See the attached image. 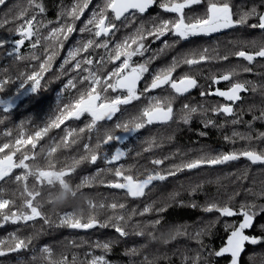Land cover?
<instances>
[{
	"label": "trees",
	"instance_id": "1",
	"mask_svg": "<svg viewBox=\"0 0 264 264\" xmlns=\"http://www.w3.org/2000/svg\"><path fill=\"white\" fill-rule=\"evenodd\" d=\"M35 2L43 6L44 12L32 7L29 0H6L5 4L0 5V41L5 43L0 48V80L10 81L4 85V91L0 92V148L4 144L10 146L0 152V159L12 155L13 163H19L28 156L25 163L33 172L65 169L72 166L73 160L81 157L88 159L83 160L66 177L72 190L70 192H65L58 184H41L35 176H30L27 182H17L15 177L24 174L23 168H14L8 177L0 180V198L12 202L9 209L0 211V241H5L3 251L6 253L0 256V264H48L43 252L45 247L52 251L55 259L66 257L68 264H89L96 255H103L108 264H193L197 257L198 264H230V256L216 257L214 252L223 246L227 238L225 226L237 224L241 217H220L215 211L205 212L203 209L209 203H217L230 204L238 210L241 204L252 202L257 206L254 210L255 218L246 234L259 238L260 242L255 245L246 244L238 264H264V163L253 164L241 157L226 164L177 172L164 181L154 182L145 190L144 196L137 198L128 196L125 190L107 186L116 180V167H121L125 174L142 179L147 174L146 170L155 169L163 173L175 171L174 166L201 155L216 156L245 150L264 153V137L261 136L264 134V116L261 115L264 113V57H256L249 63L232 55L241 49L249 52L259 50L264 45V30L243 25L214 35L190 37L186 41H178L171 34L160 40L148 37L144 40V55L136 56L131 61L133 66L150 61L147 65L149 70L138 86V92L142 94L139 100L121 105L111 120L98 122L90 131L86 127L91 122L88 114L80 119H68L59 127H51V122L57 120L65 105L74 104L81 95L86 96L91 90L90 79L85 80L90 72L106 79L119 66L123 58L118 61L109 60V56L114 55L117 43L135 34L137 28L143 26L146 32L162 20L174 19L175 14L161 9L160 4L165 0H156L155 7L145 15L133 12L120 21H115L109 12V19L117 25L114 33L109 37L95 38L91 33L80 31L90 18L91 7H95L98 12L104 4V0H93L80 19L74 22L75 31L65 41L63 36L59 40L45 37L53 28L73 23L64 14L83 0ZM207 2L204 0L186 9L187 17L191 19L203 15ZM228 2L235 19H239L245 12H251L253 8L257 13H264V0ZM21 12L26 13L27 19L36 17L35 27L39 29L40 42L33 48L36 38L27 41L19 52L24 59L17 60V53L13 52V41L17 38L16 29L24 23L23 19H18ZM253 23H258L256 17L248 21V24ZM88 39H98L100 43L107 39L109 49L90 48L65 64L68 51L82 47ZM165 42L169 47L165 48ZM53 53L55 56L50 67L40 78L39 89L32 93L31 81L21 89L20 85L28 75L39 72L40 64ZM202 53L213 59L192 66L181 64L173 73V79L177 81L185 75L197 80V87L188 93L177 94L168 85L150 92L144 91L153 76L168 68L174 58L181 60L193 55L198 58ZM224 55L229 58L217 59ZM85 59H92L94 63L88 65L84 63ZM77 61L81 62L79 69L75 68ZM245 68L249 71H245ZM228 72L235 73L231 81L213 83V77ZM69 80L73 81L75 87H67ZM233 82L246 83L247 89L241 93V99L232 104L233 114L213 112L214 108L229 102L210 93H214L217 88L227 90ZM104 86L102 82L99 87ZM202 92L209 94L202 96ZM117 94L126 95V92L113 93L109 90L104 93L108 98ZM153 98L165 103L171 102V120L146 125L132 134L115 129L116 124L139 116L150 101L155 103ZM5 105L11 107L5 111ZM184 105L189 108L185 109ZM191 107L197 108V111L190 113ZM189 113V122L185 124L183 117ZM209 120L213 123L205 127ZM233 120L239 122L233 124ZM46 127L47 131L36 140L35 148L28 143L16 144L18 139L34 137L37 131ZM81 128L85 131L80 132ZM109 130L116 131L121 141L104 146L100 150V158L92 163L90 153L84 150L83 145L89 144L94 148ZM69 131L72 132L69 141L75 140L76 143L65 147L64 137ZM233 133L239 135L234 136ZM114 147L121 148L126 155L120 161L108 164L104 157L110 156ZM53 148L55 152L51 151ZM154 159L164 162L156 166L151 163ZM85 179L90 182L83 183ZM25 183L29 190L40 193L35 203L49 223L46 224L43 219L17 223L3 220L4 214L11 215L12 212L24 210L27 198ZM112 203L124 204L125 207L112 209ZM147 206H151L153 211L140 215ZM161 208L166 210L161 212ZM65 214H73L84 221L95 216L98 225L87 230L70 229L60 224ZM117 215H123L128 221L127 237H120L113 227L99 226L116 223ZM156 219H160L161 223L153 227L152 222ZM121 226L124 227L123 223ZM202 229L203 234L197 237L196 233ZM137 231H142L143 235H136ZM178 231L182 234L177 235ZM13 237L30 240V243L19 251H9V245L14 244ZM97 243H110V250L104 252L96 247ZM133 249L135 254H132Z\"/></svg>",
	"mask_w": 264,
	"mask_h": 264
},
{
	"label": "snow or ice",
	"instance_id": "2",
	"mask_svg": "<svg viewBox=\"0 0 264 264\" xmlns=\"http://www.w3.org/2000/svg\"><path fill=\"white\" fill-rule=\"evenodd\" d=\"M6 0H0V5L5 4ZM155 0H104V4L99 8L98 12H94L93 15L87 20L85 26L80 29L82 33L88 32L94 35L95 38L109 37L111 36L117 25L109 19L108 13L111 12L114 16L115 21H120L122 18L126 17V14L130 12H139L144 13L148 8L154 4ZM204 0H165V2L160 4L161 9L165 12L175 14L174 19H165L160 21L159 24H154L151 30L145 29L143 26L136 29L135 34L130 37H127L122 43H117L114 49V55L109 56V60L118 61L122 59V62L117 68H115L111 73L108 74V77L102 78L97 76L95 73L90 72L89 77H85V80L91 81L90 88L91 90L87 93L86 96L81 95V97L75 101L72 105H65L64 109L61 111L59 117L54 122H51V127H59L60 124H63L68 119H80L84 114H88L91 117V122L86 126L90 131L92 128L96 127L98 122L103 120H111L115 113L120 109L121 105H128L133 101H137L141 98V93L138 92V82L141 81L144 74L148 72V63L150 61H145L138 65L133 66L131 61L136 56H143L146 51L144 40L148 37H154L155 40H160L161 37L171 34L178 38V41H186L190 37L204 35L207 36L212 33H218L221 30L231 29L238 26L247 25L251 28H259L264 30V13H257L256 9L253 8L251 12H245L240 15L239 19L234 18V13L232 6L228 0H208L206 10L203 15L193 17L189 19L185 13L186 9L191 8L193 5H198L203 3ZM91 0H83L82 3H76L69 11L64 15L71 18L73 23H68L62 25L60 28H53L52 31L48 34L45 39L55 38L59 40L61 36L66 41L69 36L75 31L74 22L79 20L83 15L84 11L88 8ZM29 4L38 9L39 12H44L42 5L35 2V0H29ZM26 13L21 12L18 19H23L22 23L17 29L16 34L17 38L13 41L14 48L13 52L17 53L16 59L22 60L24 57L19 55L21 46L24 45L27 41H31L35 37V42L32 44V47L35 48L40 42L39 38V29L35 27L36 17L33 16L30 19L25 18ZM256 17L258 23L248 24V21ZM8 23V21H5ZM2 27V25H0ZM5 43L0 41V48H3ZM103 48L109 49V41L105 39L102 43L98 42V39H88L86 42H83L82 47H77L68 51L67 59L64 63L68 64L70 60H73L77 57L79 53L87 52L90 48ZM169 47L168 43L165 42V48ZM163 51V49H162ZM207 50H205L206 53ZM237 58H242L243 60L251 63L256 57H264V45L259 47V50L255 52H249L246 50H238L232 53ZM55 53L52 56L48 57V60L40 64V71L28 75L27 79L21 83V89L25 84H28L31 81L30 89L32 93H35L39 89L40 78L44 72L50 67L51 61L54 58ZM34 59L36 57H33ZM228 55L217 57V59L227 60ZM210 59H213L206 54H200L198 58L193 55L190 58H183L181 60L173 59L172 64L166 68L160 70L155 74L151 80V83L146 86L144 89L145 92H150L155 89L162 88L163 86H170L175 93L183 95L188 93L191 89L197 87V80L191 76L185 75L180 78L178 81L173 79V73L176 68L183 65H197L202 62H206ZM84 63L92 65L94 61L92 59H85ZM63 67V65H62ZM81 67V62L77 61L75 68L79 69ZM245 71L249 69L245 68ZM87 71V69H85ZM235 75L234 72H228L219 77H213V83L218 84L221 81H231L232 77ZM114 78V81H113ZM8 80H0V92L4 91V85L9 83ZM105 85L103 88L99 87L101 83ZM67 87H75L72 80L67 82ZM109 90L113 93L117 92H126V95L117 94L112 98H108L104 93H107ZM246 83L233 82L227 90H220L217 88L214 93L219 97H222L224 100L228 101V104L220 105L219 107L214 108L212 111L217 113H223L226 115H232L234 108L232 104L241 99V93L246 91ZM209 93L202 92L201 95H206ZM155 103L149 102V105L145 107L139 116L124 122L118 123L115 125V129L122 131L125 134L137 133L142 130L146 125H151L153 123H164L173 118V107L171 102L165 103L164 101L153 98ZM11 105H5V111H7ZM185 109H188V105H184ZM197 108L191 107L190 113H195ZM189 115L183 117V122L187 124L190 119ZM264 116V113L261 114ZM238 120H233L232 123H238ZM213 122L209 120L205 127ZM47 131V127L41 131H37L34 137H29L27 140L18 139L16 141L17 145H22L25 143L31 144L33 148L36 147V140L41 137L43 132ZM85 129L81 128L80 132H84ZM205 135V133H201ZM234 136L239 135L238 133H233ZM72 136V132L69 131L64 137V146L68 147L70 143H76L75 140L69 141V137ZM264 137V134H261ZM243 139V137H241ZM121 136L116 133V131H106L103 138L98 140L93 148L89 144H84L83 148L86 152L90 153V161L95 163L100 158V150L107 145H115L121 141ZM226 140L229 137H225ZM8 144H4L3 148H0V152L4 149L9 148ZM151 147V144L149 145ZM18 150V149H17ZM147 150V149H146ZM52 152H55L56 149H51ZM126 153L119 147H114V151L110 156L104 157L108 164H113L125 157ZM241 157L247 158L253 164L255 163H264V153L257 152L254 150H245L242 152H230L222 155L208 156L201 155L196 158H191L183 161L181 164L174 166L175 171H169L163 173L158 170H146V175L142 179H137L133 175L125 174V171L121 167H116L114 170V176L116 180L108 183V187L114 189L125 190L127 195L133 198L142 197L145 195V190L149 186L153 185L156 181H164L168 176H174L177 172L181 171H191L198 169L204 166H215L226 164L230 161L238 160ZM29 157L25 156L24 159H21L19 163H13L12 155H6L3 159H0V180H3L5 177H8L14 168H23L25 172L23 175H17L15 177L17 182L25 181L27 182L30 176H35L36 180L44 184L45 182L48 185L58 184L65 192L72 191L69 183L67 182L66 177L76 170L83 160L88 159V157H81L79 160H73L72 166L55 170H38L33 172L29 165L25 163ZM163 160L154 159L151 161L153 165L159 166L163 164ZM89 179H85L83 183H89ZM26 199L24 201V210L12 212L11 215L4 214L3 220L5 222L11 221L12 223H17L20 221L28 222L36 219H43L47 224L49 223L48 219L44 216L40 207L35 203L36 198L40 195L38 191L29 190L27 184L25 183ZM195 189H193V192ZM75 193H73L74 195ZM12 206V202L8 199L0 198V211L9 209ZM195 207V205H192ZM103 207V205H101ZM112 209H123L124 204L117 205L112 203L110 205ZM256 204L245 203L241 204L239 209H234L230 204L220 205L217 203H209L204 207L205 212H213L219 214L220 217H233L240 216L241 220L237 224H227L225 226V232L227 233V238L224 241V244L218 251L214 252L216 257H222L225 255L230 256V264H238L241 253L245 249L246 244L255 245L259 243V238L252 237L246 234V230L250 229L253 226L255 218V208ZM166 209L161 208L159 211L163 212ZM153 211L151 206H147L143 209V212L140 215H144ZM264 211V209H262ZM116 223L114 224H100L101 227H113L115 232L119 234L120 237H127L129 233L126 231L128 221L123 215H117L115 217ZM123 223L124 227L121 226ZM161 223L160 219H156L152 222V226L159 225ZM60 224L66 226L70 229H92L98 225V221L95 216H90L87 221H84L82 218L75 216L73 214H65L61 220ZM204 230L196 233V236L199 237L203 234ZM136 235H143L142 231H137ZM179 231L177 235H180ZM14 244L9 245V251H19L23 248H26L30 243V240L26 241L18 237L12 238ZM5 241H0V256L5 255L3 251V246ZM97 248L103 249L104 252L110 250V243H97ZM43 252L46 254L45 259L48 260V264H68L66 257L62 259L53 258L52 251L45 247ZM132 254H135V250H132ZM199 257L193 262V264H198ZM89 264H108V261L103 255L93 256L89 261Z\"/></svg>",
	"mask_w": 264,
	"mask_h": 264
},
{
	"label": "bare ground",
	"instance_id": "3",
	"mask_svg": "<svg viewBox=\"0 0 264 264\" xmlns=\"http://www.w3.org/2000/svg\"><path fill=\"white\" fill-rule=\"evenodd\" d=\"M155 6V2H154V4L150 7V8H148L144 13H140L141 15H144V14H146L148 11H150L153 7ZM127 15V14H126ZM226 30V29H225ZM221 31H224V30H221ZM220 31V32H221ZM213 34H215V33H212V34H209V35H213ZM139 83H140V81L138 82V86H139Z\"/></svg>",
	"mask_w": 264,
	"mask_h": 264
},
{
	"label": "flooded vegetation",
	"instance_id": "4",
	"mask_svg": "<svg viewBox=\"0 0 264 264\" xmlns=\"http://www.w3.org/2000/svg\"><path fill=\"white\" fill-rule=\"evenodd\" d=\"M92 2H93V0H91V3H92ZM91 3L89 4V7L91 6ZM155 5H156V0H155ZM154 7H155V6H154ZM154 7H153V8H154ZM92 8H93V10H94L95 7H91V9H90L91 12H92ZM153 8H152V9H153ZM152 9H151V10H152ZM148 12H149V11H148ZM131 13H133V12H130V13H128V14H131ZM137 13H139V12H137ZM128 14H127V15H128ZM139 14H140V13H139ZM144 15H145V14H144ZM215 34H216V33H215ZM213 35H214V34H213ZM207 36H209V35H207Z\"/></svg>",
	"mask_w": 264,
	"mask_h": 264
},
{
	"label": "rangeland",
	"instance_id": "5",
	"mask_svg": "<svg viewBox=\"0 0 264 264\" xmlns=\"http://www.w3.org/2000/svg\"><path fill=\"white\" fill-rule=\"evenodd\" d=\"M94 12H97V10L96 9L93 10V8H92V12H90V17L93 15Z\"/></svg>",
	"mask_w": 264,
	"mask_h": 264
}]
</instances>
